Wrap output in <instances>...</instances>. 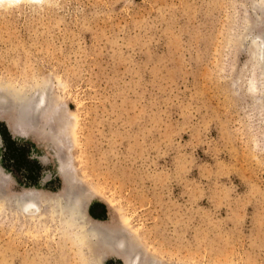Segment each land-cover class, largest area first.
Masks as SVG:
<instances>
[{
    "label": "rangeland",
    "instance_id": "374dc122",
    "mask_svg": "<svg viewBox=\"0 0 264 264\" xmlns=\"http://www.w3.org/2000/svg\"><path fill=\"white\" fill-rule=\"evenodd\" d=\"M247 26L264 30L252 0L0 8V79L47 95L34 133L0 121L6 189L56 193L67 165L76 192L83 177L102 189L161 256L264 264V147L246 117L238 49ZM100 200L92 218L114 217ZM0 208V264H81L59 230Z\"/></svg>",
    "mask_w": 264,
    "mask_h": 264
},
{
    "label": "bare ground",
    "instance_id": "6f19581e",
    "mask_svg": "<svg viewBox=\"0 0 264 264\" xmlns=\"http://www.w3.org/2000/svg\"><path fill=\"white\" fill-rule=\"evenodd\" d=\"M252 1L255 14L263 16L264 0ZM22 2L24 0H0V8ZM240 37L238 49L246 58L241 71V89L245 99L248 98L250 102L246 117L264 147V30L247 26ZM41 90L23 89L11 80L0 79V121L6 124L10 132L22 137L34 133L38 128L37 116L46 108L47 102V95ZM63 129L65 132L60 129L61 136L66 134L67 126ZM61 136L57 140L62 142ZM68 168L67 165L61 166L64 187L56 193L41 190L12 193L2 180L3 142L0 134V205L5 211L10 210V214L20 223L28 224L30 229L59 230L61 239L77 248L82 256L81 264H104L107 259L113 258L122 264H193L183 259L161 256L159 250L150 245L144 227L133 225L123 207L115 206L102 189L87 184L84 177L83 190L76 192L71 186L75 176ZM95 199L107 203L109 211L114 212L115 216L106 221L92 218L90 206ZM211 264L221 263L216 260Z\"/></svg>",
    "mask_w": 264,
    "mask_h": 264
},
{
    "label": "trees",
    "instance_id": "16d2710c",
    "mask_svg": "<svg viewBox=\"0 0 264 264\" xmlns=\"http://www.w3.org/2000/svg\"><path fill=\"white\" fill-rule=\"evenodd\" d=\"M0 133H1V131H0ZM1 135H2V133H1ZM2 137H3V135H2ZM3 141H4V138H3Z\"/></svg>",
    "mask_w": 264,
    "mask_h": 264
}]
</instances>
